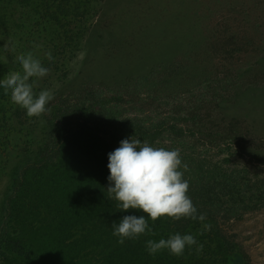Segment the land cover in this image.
Masks as SVG:
<instances>
[{
  "label": "trees",
  "instance_id": "1",
  "mask_svg": "<svg viewBox=\"0 0 264 264\" xmlns=\"http://www.w3.org/2000/svg\"><path fill=\"white\" fill-rule=\"evenodd\" d=\"M91 2L0 0V45L12 37L5 30L8 25L19 30L24 26L20 19L14 22L18 4L44 21L43 29L39 22L28 34L49 28L51 42L59 51H74ZM22 36L24 43L34 42ZM185 77L188 80L180 90L184 97L170 90L167 78L152 73L147 80L139 78L116 88L78 90L47 105L44 121L50 129L49 142L40 147L37 160L22 170L8 195L0 264H228L239 242L224 225L264 207V171L259 173L248 163L255 157L259 161L258 147L250 149V140H243L236 123L220 112L221 101L231 96L235 80L210 73ZM11 104L0 93V119H5ZM4 132L0 127V137ZM130 137L179 149L182 163L187 164V194L204 220L160 217L154 224L148 221L154 235L117 243L113 221L144 214L136 209L117 210V201L109 199L106 190L107 154ZM227 152L238 159L233 161ZM177 232L195 236L202 251L197 252L194 245L179 257L166 249L148 254L147 240L158 241Z\"/></svg>",
  "mask_w": 264,
  "mask_h": 264
},
{
  "label": "rangeland",
  "instance_id": "2",
  "mask_svg": "<svg viewBox=\"0 0 264 264\" xmlns=\"http://www.w3.org/2000/svg\"><path fill=\"white\" fill-rule=\"evenodd\" d=\"M90 4L78 48L69 52L56 48L49 28L28 34L39 22L43 29L44 21L17 4L12 12L14 22L20 19L24 24L20 30L25 33L16 25L5 29L12 37L0 45V77L19 71L16 57L31 51L50 69L34 91L50 90L51 103L78 90L147 80L152 73L167 78L170 90L183 97L180 90L188 80L184 76H227L235 84L231 96L221 101L220 112L236 123L243 140H250V149L258 147L259 161L255 157L248 163L263 173L264 0H92ZM21 35L34 42L24 43ZM29 45L32 48L25 49ZM47 52L54 54L49 65L43 61ZM0 93L9 99L3 90ZM45 114L29 117L13 103L5 119H0L5 131L0 137V233L5 228L3 217L11 189L22 170L37 160L40 147L49 142ZM227 153L233 161L238 159ZM224 227L239 242L228 264H264V207Z\"/></svg>",
  "mask_w": 264,
  "mask_h": 264
},
{
  "label": "clouds",
  "instance_id": "3",
  "mask_svg": "<svg viewBox=\"0 0 264 264\" xmlns=\"http://www.w3.org/2000/svg\"><path fill=\"white\" fill-rule=\"evenodd\" d=\"M45 56L48 60L53 59L51 52ZM16 63L20 70L0 77V90L9 96L12 103L24 109L27 116L39 117L47 111L46 105L53 95L48 89L36 92L34 88L50 69L31 51L17 56ZM107 155L108 198L117 201V210L121 212L136 209L146 214L123 215L118 221H113L112 235L117 238V243L122 245L125 240L138 239L144 234L154 235L148 221L154 224L160 217L204 220V215L197 214L198 210L187 194L189 181L184 176L187 164L182 163L179 149L156 147L130 137L122 139L119 146ZM145 245L149 255L166 249L177 257L194 245L197 252L203 248L191 233L179 232L158 241L149 239Z\"/></svg>",
  "mask_w": 264,
  "mask_h": 264
}]
</instances>
